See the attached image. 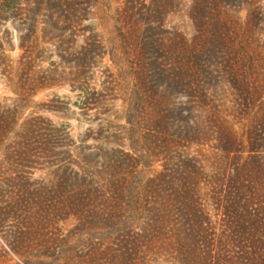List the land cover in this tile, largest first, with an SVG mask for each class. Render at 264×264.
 <instances>
[{"label":"rangeland","instance_id":"1","mask_svg":"<svg viewBox=\"0 0 264 264\" xmlns=\"http://www.w3.org/2000/svg\"><path fill=\"white\" fill-rule=\"evenodd\" d=\"M38 1H21L15 18L4 13L0 0L1 34L9 31L11 42V47L0 48V104L14 116L10 132H0V264H66L39 261L34 257L37 248L21 244L29 223L16 202L17 193L46 192L58 180V165L50 153H37L38 163H15L13 145L24 135L32 137L34 146L52 142L69 149V193L83 190L90 177L99 188L106 182L88 171L89 147L98 153L115 146L134 155L137 179L140 172L151 176L165 163L172 167L180 156H189L199 168V191L210 223L217 219L216 204L208 197L216 175L240 168L252 156H259L250 160L256 167L252 170L264 174V0L256 31L233 34V49L217 43L200 53L197 63L193 57L189 63L174 59L177 70L169 85L164 77L153 76L146 89L132 77L138 57L125 52L128 45L116 19L120 0H70L79 3L70 14L69 0H48L47 9ZM158 5L167 12L156 14L149 37L179 42L178 33L191 36L190 0H158L153 8ZM233 15L244 20L247 8L239 7ZM12 22L25 34L23 47ZM239 51L249 54L231 72L228 53ZM161 54L156 46L145 51L150 63L157 58L166 65ZM103 162L99 157L95 167L101 170ZM112 231L69 214L42 236L67 241L69 256L77 260L90 244L113 236ZM74 262L69 264H84ZM139 264L170 263L153 256Z\"/></svg>","mask_w":264,"mask_h":264},{"label":"trees","instance_id":"2","mask_svg":"<svg viewBox=\"0 0 264 264\" xmlns=\"http://www.w3.org/2000/svg\"><path fill=\"white\" fill-rule=\"evenodd\" d=\"M2 1L4 13L16 18L22 10L23 0ZM25 1L28 5L32 2ZM120 1L116 19L119 32L128 45L125 52L138 57V61L133 62L132 77L141 81L143 89H146L147 80L153 76L164 77L166 85H169L177 70L174 59L189 63L193 57L197 63L199 54L217 43L233 49V34L240 30L245 34L256 31L262 0H190L192 34L187 37L186 32L178 33L179 42H165L148 36L155 28L156 14L165 15L167 12L166 6L153 8L158 0ZM68 3L69 14L78 10L79 3L70 0ZM36 4L47 9L48 0H40ZM60 7L63 8L62 4ZM239 7L247 8L244 20L233 15ZM12 23L19 46L23 47L25 34H22L20 26ZM7 34L9 31L2 35L0 30V48L11 47ZM95 36L97 38V34ZM148 46L162 50L161 58L167 64H159L157 58L150 63L151 60L145 56ZM248 54L247 51L228 53L231 72L234 71L232 65ZM150 65L154 66L152 71H149ZM187 72L190 73L189 70ZM13 121L11 109L0 104V132L9 133ZM31 140L32 137L24 135L15 141V163H38L37 153H50L58 165L55 168L58 180L49 191L36 194L22 190L16 197L29 223L20 237L21 244L24 248H37L38 253L34 257L39 261L139 264L141 260L156 256L165 258L170 264H264V174L254 172L252 168L256 170V167L250 162L258 160L259 156H252L234 171L220 172L210 181L208 197L216 204L217 217L210 223L202 204L205 198L199 191V168L195 159L189 156H180L172 167L168 166L169 162L165 163L151 176L140 172L137 179L133 175L137 165L134 155L115 146L98 153L89 147L85 154L88 171L96 176L102 175L106 182L99 188L90 177L83 190L69 193V149L52 142H38L34 146ZM165 150V154L170 153L168 148ZM153 153L156 150L153 149ZM99 157L104 160L101 170L95 167ZM73 173L79 174V171L73 170ZM69 214L88 225L111 228L113 236L103 238L100 244H90L76 260L69 256L67 241L63 239L58 243L56 238L42 236L60 220L69 219Z\"/></svg>","mask_w":264,"mask_h":264}]
</instances>
